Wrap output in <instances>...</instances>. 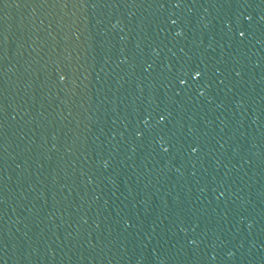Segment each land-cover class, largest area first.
<instances>
[{"label": "water", "instance_id": "water-1", "mask_svg": "<svg viewBox=\"0 0 264 264\" xmlns=\"http://www.w3.org/2000/svg\"><path fill=\"white\" fill-rule=\"evenodd\" d=\"M0 264H264V0H0Z\"/></svg>", "mask_w": 264, "mask_h": 264}, {"label": "snow or ice", "instance_id": "snow-or-ice-1", "mask_svg": "<svg viewBox=\"0 0 264 264\" xmlns=\"http://www.w3.org/2000/svg\"><path fill=\"white\" fill-rule=\"evenodd\" d=\"M240 35H241V36H244L245 33H244L243 31H241V32H240ZM196 73H197V74L193 76V80H194V81H199L200 76H199V70H198V69L196 70ZM221 83H223V81H221ZM200 95L203 96L204 93H203V92H200Z\"/></svg>", "mask_w": 264, "mask_h": 264}]
</instances>
